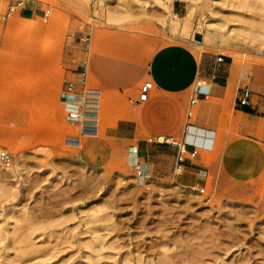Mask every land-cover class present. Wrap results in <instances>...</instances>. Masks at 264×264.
Masks as SVG:
<instances>
[{"label": "rangeland", "instance_id": "obj_1", "mask_svg": "<svg viewBox=\"0 0 264 264\" xmlns=\"http://www.w3.org/2000/svg\"><path fill=\"white\" fill-rule=\"evenodd\" d=\"M194 1L186 17V0H0V152L12 159L0 162V264H264V118L231 112L228 92L206 102L218 110L199 122L194 83L174 139L144 138L134 103L153 80L117 89L108 83L126 68H101L103 82L93 67L107 48L111 66L132 59L129 77L144 58L176 50L230 58L238 80L264 69V0ZM205 22L221 24L225 38ZM248 23V43L226 39ZM69 82L100 94L97 127L81 124L79 147L66 137ZM247 85L264 117V90ZM188 127L207 147L179 168L172 144L183 147ZM131 146L145 156V183L129 164ZM201 171L202 195L192 190Z\"/></svg>", "mask_w": 264, "mask_h": 264}, {"label": "crops", "instance_id": "obj_2", "mask_svg": "<svg viewBox=\"0 0 264 264\" xmlns=\"http://www.w3.org/2000/svg\"><path fill=\"white\" fill-rule=\"evenodd\" d=\"M176 8V4L174 5ZM24 18H29L27 13H24ZM106 47V46H105ZM107 48H102L97 50V53L93 56V67L97 68L98 76L105 81V71L101 68H126L121 70V74L118 78H114L109 81L108 84L113 85L117 89L123 88L124 84H139L145 78L152 79L154 87L156 85L157 91L151 94L150 99L138 105V124L141 134L144 138H173L181 130L184 120H185V107L184 102L186 96L191 89L192 84H194L193 90L191 92V99L195 98V105H190L189 107H195L198 103L202 106L199 110V122H205V117L212 116L218 107L207 104L206 102L210 98L215 99H225L228 92H235L233 106L230 111L235 113H240L242 117L245 118H264L258 116L254 113L255 106L253 104V94L252 90L248 85L243 88L247 81H249L255 89L264 90V69H255L252 74L247 75L243 79H236V74L234 68H232V62L230 58H225L223 63H217L214 61L213 56L207 55L202 57L200 61L182 50H176L174 52H163L157 53L154 56L144 58L140 62L141 70L129 77V70H132V59H127V64L116 66L115 64L111 66V58L109 54H103L106 52ZM107 50V52H111ZM102 51V52H101ZM114 51V50H113ZM136 60V57L135 59ZM92 62V60H91ZM88 66H86V69ZM130 68V69H129ZM129 69V70H128ZM87 73V71H86ZM202 80L205 85L201 87H196L197 81ZM258 83V84H257ZM248 88L251 91V98L249 104L245 107H241L238 104V100L241 96L243 89ZM229 109L226 108V112ZM245 130L244 124H247L244 120L241 121ZM203 128V127H202ZM190 129V130H189ZM200 129V128H199ZM192 130V132H191ZM193 130H198L195 127H188L187 135L185 137V142L183 146L187 151L197 150V146H203L207 144L196 143L192 139ZM190 131V132H189ZM191 137V138H190ZM167 143V142H166ZM197 144V145H196ZM173 147H178L179 144H172ZM138 159H145V156L139 155V147L137 150Z\"/></svg>", "mask_w": 264, "mask_h": 264}, {"label": "built area", "instance_id": "obj_3", "mask_svg": "<svg viewBox=\"0 0 264 264\" xmlns=\"http://www.w3.org/2000/svg\"><path fill=\"white\" fill-rule=\"evenodd\" d=\"M22 3L17 4V6H22ZM15 8L11 10L14 11ZM217 63H223L225 58L223 56H218L216 59ZM205 85V82L202 80L197 81L196 87H201ZM78 84L74 82L67 83L65 87V91L63 93V101H64V110L66 114V118L69 122H81L84 126H92L97 127L98 124V107H99V97L100 94L94 90L83 89L81 91H77ZM154 90V84L150 81H145L140 86L138 98L134 104L139 105L147 102L151 94ZM251 98V91L248 88H245L241 92V96L238 100V104L241 107H245L249 104ZM69 101V102H66ZM196 99L192 98L190 100V105H195ZM185 154L188 156L186 157ZM199 153L197 150L187 151L185 147L179 148V153L176 159V166L181 168L183 164L187 160H195L198 158ZM0 162L9 167L12 163L11 155L7 151L0 152ZM135 170L137 173V177L141 178L144 176V171L141 169V166L137 164L135 166ZM198 180L201 182L199 184V188H195L198 193L201 195L205 193V180L206 173L201 171L198 177Z\"/></svg>", "mask_w": 264, "mask_h": 264}, {"label": "bare ground", "instance_id": "obj_4", "mask_svg": "<svg viewBox=\"0 0 264 264\" xmlns=\"http://www.w3.org/2000/svg\"><path fill=\"white\" fill-rule=\"evenodd\" d=\"M187 4L189 6V13L188 15H186V17H190V15L193 13V10L196 8L195 5V1L194 0H186ZM249 25H246L244 27V32L239 31L237 28H233L232 30H228L225 34L227 35V40H233V41H243L245 43H248L250 41V34L252 33V26L250 25V23H248ZM35 25V23L33 22H27L25 24L27 29H30L31 26ZM205 31H207L208 33H210V31H213L216 35H218L221 38H225V35H222L223 32L225 31L223 28V26L221 24H216V23H211V22H205ZM198 29H202L201 25L197 26ZM205 33V32H203ZM258 84V83H257ZM66 102H69L66 100ZM67 120V118H66ZM68 121V120H67ZM69 122V121H68ZM70 125H67L68 127V133L66 137H68V145L72 146V147H79L81 146L82 143V137H81V122H69ZM64 125V124H63ZM62 125V126H63ZM64 129V128H63ZM83 132V131H82ZM64 132H62L63 135ZM84 134L86 137H93L96 136L98 134V129H94V131H87V133H82ZM159 142H164L166 140H169V138L165 139V138H158L157 139ZM176 144V143H173ZM138 157H137V148L136 146H131L129 148V164L132 166H136L137 164H139V162L137 161ZM140 165V164H139ZM143 170V169H142ZM177 172L181 171V169L177 168L176 169ZM145 179V175L141 178H138V182H144ZM145 183V182H144ZM143 183V184H144ZM142 185V184H141ZM192 190H196V189H192ZM191 190V191H192Z\"/></svg>", "mask_w": 264, "mask_h": 264}, {"label": "trees", "instance_id": "obj_5", "mask_svg": "<svg viewBox=\"0 0 264 264\" xmlns=\"http://www.w3.org/2000/svg\"><path fill=\"white\" fill-rule=\"evenodd\" d=\"M25 17V16H24Z\"/></svg>", "mask_w": 264, "mask_h": 264}]
</instances>
